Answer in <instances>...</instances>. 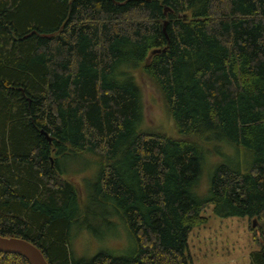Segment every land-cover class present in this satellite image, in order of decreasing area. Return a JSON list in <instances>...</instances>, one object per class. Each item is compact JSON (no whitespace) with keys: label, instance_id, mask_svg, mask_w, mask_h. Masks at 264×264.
<instances>
[{"label":"trees","instance_id":"16d2710c","mask_svg":"<svg viewBox=\"0 0 264 264\" xmlns=\"http://www.w3.org/2000/svg\"><path fill=\"white\" fill-rule=\"evenodd\" d=\"M138 75L177 138L143 129ZM218 142L237 162L217 164L199 198ZM87 156L128 256L75 257L88 200L61 162ZM209 205L258 220L250 264H264V0H0L1 237L48 264H192L189 234ZM0 264L30 263L0 251Z\"/></svg>","mask_w":264,"mask_h":264},{"label":"rangeland","instance_id":"374dc122","mask_svg":"<svg viewBox=\"0 0 264 264\" xmlns=\"http://www.w3.org/2000/svg\"><path fill=\"white\" fill-rule=\"evenodd\" d=\"M137 79L142 92L143 129L177 138L174 123L160 94L140 75ZM234 154L235 150L224 142L205 147L202 175L193 190L197 197H208L214 167L219 163H236ZM95 161V158L87 156L61 162L65 177L76 184L79 182L88 200L85 205L86 228L76 232V242H73L75 257L91 259L99 252L128 256L133 250V241L117 214L110 206L103 205L94 191L98 171ZM202 217L206 223L192 230L188 238L187 254L192 264H250V254L260 249V237L255 238L258 220L219 218L213 214L212 205L205 209Z\"/></svg>","mask_w":264,"mask_h":264},{"label":"water","instance_id":"95a60500","mask_svg":"<svg viewBox=\"0 0 264 264\" xmlns=\"http://www.w3.org/2000/svg\"><path fill=\"white\" fill-rule=\"evenodd\" d=\"M166 24H164L165 30ZM53 35L43 36L44 38ZM50 142V137L41 132ZM255 227V225H254ZM0 251L8 254H17L25 258L30 264H48L41 251L29 242L17 238H5L0 236Z\"/></svg>","mask_w":264,"mask_h":264}]
</instances>
